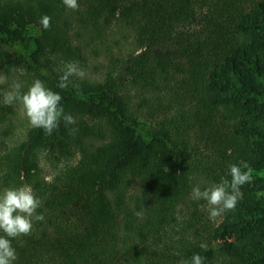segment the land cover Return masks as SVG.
I'll return each mask as SVG.
<instances>
[{"label":"trees","instance_id":"obj_1","mask_svg":"<svg viewBox=\"0 0 264 264\" xmlns=\"http://www.w3.org/2000/svg\"><path fill=\"white\" fill-rule=\"evenodd\" d=\"M78 3L72 11L62 0H0V75L24 70L22 93L43 81L76 120L51 136L29 126L14 139L22 105H5L9 82L0 85V192L31 187L45 217L12 240L15 264H184L193 254L205 264H264L260 179L242 186L217 224L200 220L181 239L171 227L201 179L230 180L241 161L252 177L264 171V0ZM77 21L96 36L113 22L134 31L136 48L116 58L123 84L114 67L102 81L57 86L65 63L87 68Z\"/></svg>","mask_w":264,"mask_h":264},{"label":"clouds","instance_id":"obj_2","mask_svg":"<svg viewBox=\"0 0 264 264\" xmlns=\"http://www.w3.org/2000/svg\"><path fill=\"white\" fill-rule=\"evenodd\" d=\"M66 9L77 11L80 7L78 0H62ZM39 24L44 30L51 27V17L43 15ZM87 73L78 61L65 63L59 75L58 87L66 89L72 83V78L83 80ZM7 83V77L0 75V85ZM19 84L14 85V90L4 95V104L11 105L19 102L22 105L23 116L32 128L42 129L46 135L51 136L58 130L61 121L65 127L76 124L75 118L65 113L62 106L63 97L48 88L39 79L33 81L27 92L20 91ZM77 129H73V132ZM231 179L222 178L219 183H211L201 189L194 186L191 191L193 200L207 202L209 218L218 216L236 209L242 199L241 188L252 182V169L250 165L241 161L239 164H231L228 169ZM42 207V201L29 186L5 188L0 192V264H15L17 260L16 249L12 240L23 236L32 235L34 222L44 221L45 217L38 209ZM138 218L143 217V210L134 213ZM201 249L206 245L201 243ZM206 257L193 254L190 260L184 264H205Z\"/></svg>","mask_w":264,"mask_h":264},{"label":"rangeland","instance_id":"obj_3","mask_svg":"<svg viewBox=\"0 0 264 264\" xmlns=\"http://www.w3.org/2000/svg\"><path fill=\"white\" fill-rule=\"evenodd\" d=\"M78 23L79 21L74 22L72 31L79 32V34H75V41L76 43L83 44L85 47L87 59V68L85 69L87 75L85 78L92 81H102L106 77L107 72L115 67L113 73L115 76L120 77V82L123 84L127 79L124 71L125 69L116 58H122L136 48V44L134 43V31L123 24L113 22L112 28L108 27V33H104L102 36L97 34L99 36H96L94 33L92 34L89 32L88 28H83L79 25L80 23ZM33 32H36V30ZM119 69L121 72H118ZM20 71L21 73H18L15 78L7 80V83L9 82L7 92L13 91L14 85L16 84L21 86L20 89L26 87L29 80L26 77V72L22 69ZM125 87L132 101L136 102L135 89L130 86L128 82L123 86V88ZM24 92H27V90H24ZM14 124V139L22 137L27 127L30 126L27 119L23 116L22 106L20 115L16 117ZM42 165L45 171H48L45 173L49 177V172L51 171L52 173L53 167L51 168L47 163H43ZM256 179H260L257 184L259 185L257 186L258 195L264 198V171L253 175V180ZM197 185L203 190V188L208 186V183L203 182L201 179ZM190 194L186 199L180 202L177 208L176 219L171 226L174 239L192 237L191 234L195 229V225L199 223L200 220H204L206 224H217L221 220V216L210 219L207 202L203 200H193Z\"/></svg>","mask_w":264,"mask_h":264}]
</instances>
